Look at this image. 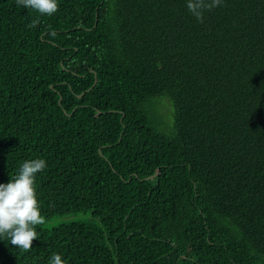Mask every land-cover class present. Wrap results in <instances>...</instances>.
I'll list each match as a JSON object with an SVG mask.
<instances>
[{"label": "trees", "instance_id": "obj_1", "mask_svg": "<svg viewBox=\"0 0 264 264\" xmlns=\"http://www.w3.org/2000/svg\"><path fill=\"white\" fill-rule=\"evenodd\" d=\"M58 4L0 0V183L47 165L0 264H264V0Z\"/></svg>", "mask_w": 264, "mask_h": 264}, {"label": "clouds", "instance_id": "obj_2", "mask_svg": "<svg viewBox=\"0 0 264 264\" xmlns=\"http://www.w3.org/2000/svg\"><path fill=\"white\" fill-rule=\"evenodd\" d=\"M16 3L47 16L55 14L59 8L58 0H16ZM222 4L223 0H186L187 9L199 22H203L205 11ZM38 22L32 20L29 27H36ZM46 166L43 158L25 160L16 175L7 183H0V237L10 239L13 246L24 252L37 240L36 226L45 222L37 196L36 176ZM50 264H66V261L60 254L53 253Z\"/></svg>", "mask_w": 264, "mask_h": 264}]
</instances>
